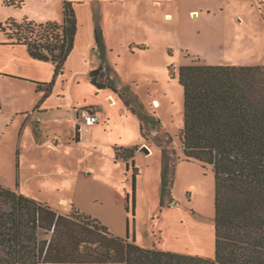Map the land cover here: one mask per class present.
<instances>
[{
    "label": "rangeland",
    "instance_id": "rangeland-1",
    "mask_svg": "<svg viewBox=\"0 0 264 264\" xmlns=\"http://www.w3.org/2000/svg\"><path fill=\"white\" fill-rule=\"evenodd\" d=\"M65 1L75 0H25L22 7L8 6L0 0V39L6 38L1 24L10 19L22 22L28 18L45 23L48 18L60 16L59 23H64ZM92 2L105 15L109 39L111 70L105 74L104 83L115 86L119 92L123 82V90H129L128 97L148 116L144 129L149 141L143 147L150 153L140 149L135 156L140 175L135 211L133 208L129 211L131 235L135 234L138 244L148 248L213 257L216 176L212 165L188 159L184 154L180 131L185 125V95L179 73L181 66L196 61L213 65H264V0ZM145 45L147 48L141 49ZM98 58L99 63L101 59L104 61L101 56ZM82 87L83 96H77L78 101L88 104L97 101L89 82H83ZM105 104L110 106L108 101ZM120 106L125 107L123 98L116 107ZM79 122L84 124L83 120ZM50 124L43 133L33 131L29 136L32 141L49 135L53 147L48 149L35 148L33 144L30 147L24 142L21 152L19 134L14 143L9 135L0 132V183L14 190L20 187L22 194L57 208L62 207L60 198L68 196L72 200L68 214L77 210L73 206L76 204L85 213L102 216L115 234L123 235L128 216L123 203L125 187L132 192L133 172L127 171L112 145V141L119 139L117 126L108 132L86 135V143L78 144L70 121ZM55 130L62 138L60 146L53 141ZM169 135L173 141L166 147L170 152L174 150L172 158L177 170L172 195L162 207V150L154 138L166 143ZM70 137L74 139L72 146L68 143ZM113 183L117 185L114 190L104 187ZM118 183L121 188L116 189ZM196 229L202 240L195 236Z\"/></svg>",
    "mask_w": 264,
    "mask_h": 264
},
{
    "label": "trees",
    "instance_id": "trees-1",
    "mask_svg": "<svg viewBox=\"0 0 264 264\" xmlns=\"http://www.w3.org/2000/svg\"><path fill=\"white\" fill-rule=\"evenodd\" d=\"M22 7L25 0H4ZM64 23H38L10 19L1 29L16 43L29 46L31 54L55 63L54 79L44 85L47 93L64 72L78 32L76 10L64 3ZM12 25L7 28V25ZM98 43L102 31L96 29ZM144 47V46H142ZM103 66L91 73L98 81ZM185 95V125L181 145L188 159L214 167L216 176L213 257L148 248L131 236L115 235L100 219L77 208L72 214L58 213L49 204L5 187L0 183V264H264V65H213L196 61L180 68ZM43 85V84H41ZM120 92L128 108L139 115L144 137L148 117L134 101ZM76 139H80L77 129ZM162 150L161 206L172 195L177 164L166 144ZM137 147L118 150L132 169L133 190L127 193V211H135L138 167ZM131 201L133 205L131 207Z\"/></svg>",
    "mask_w": 264,
    "mask_h": 264
},
{
    "label": "crops",
    "instance_id": "crops-1",
    "mask_svg": "<svg viewBox=\"0 0 264 264\" xmlns=\"http://www.w3.org/2000/svg\"><path fill=\"white\" fill-rule=\"evenodd\" d=\"M73 4L78 19V32L74 47L66 60L64 72L56 77L55 83L48 93L46 91L47 86L44 84L54 79L55 63L51 60L46 61L35 58L31 54L28 45L14 42L6 33V38L0 39V132L2 134L5 133L4 135H9L11 139H14V143L16 141L15 137L19 134L18 146L22 152L24 142H27V146L31 147L34 145L35 148L40 149L53 147L49 140V135L42 136L40 140H36L33 137V142L29 137L33 131L43 133L45 129L50 128L51 122L70 121L76 132L79 128L80 139L77 140L75 135V140L78 144L86 143V135H97V132L102 130L108 132V130H113L117 126L119 139L118 141H112L116 152L123 148L135 146L137 147L136 152L140 149L142 151L143 146L149 140L142 133L139 115L132 112L124 100L125 107H116L120 102L122 103L120 92L125 89L123 82L121 83L122 89L116 92L107 87L99 89L98 85L92 80L91 73L98 67H104L98 76V81L102 83H104L105 74L111 70L109 39L104 26L105 15L100 12L97 3L94 4L92 0H75ZM48 21L59 23L61 18L60 16L52 19L48 18ZM97 28L102 31L101 43H98L96 38ZM146 48V45L141 47V49ZM99 56L104 59V61L100 60L102 61L101 63L98 62ZM83 82H89L93 86L90 91L91 94L97 96V101L88 104L77 100V96H83ZM105 101H108L110 106H106ZM138 106L140 108L142 104L140 103ZM84 108L93 109L100 117V122L91 126L85 123L80 124L79 121L82 120L81 111ZM140 111L144 112L143 110ZM10 126L14 127L11 129ZM9 131L10 134L8 133ZM58 132L55 130L52 137L55 144L60 146L62 138ZM25 136H27L28 141H25ZM73 140L72 137L69 138V145H74ZM117 156L124 161L127 167V161L121 155L117 154ZM130 170L127 167V171ZM118 184L120 185L116 189L121 188V183ZM113 186L116 187L117 185L114 183L110 185L104 184V187L108 190H114ZM20 189L19 187L16 191L21 193ZM125 190L129 193L127 186ZM59 202L62 207H51L58 213L69 215L68 211L70 210L68 208L71 207V198L64 196L60 198ZM123 203H125L126 207V197ZM73 206L81 210V207L76 204H73ZM126 212L128 216H126L125 221V233L118 235L122 237L127 235L128 218H130L127 208ZM96 218L103 220L100 215ZM102 222L105 224L104 221Z\"/></svg>",
    "mask_w": 264,
    "mask_h": 264
},
{
    "label": "built area",
    "instance_id": "built-area-1",
    "mask_svg": "<svg viewBox=\"0 0 264 264\" xmlns=\"http://www.w3.org/2000/svg\"><path fill=\"white\" fill-rule=\"evenodd\" d=\"M81 118L85 124L91 126L100 122V117L98 114L91 108H84L81 111Z\"/></svg>",
    "mask_w": 264,
    "mask_h": 264
},
{
    "label": "bare ground",
    "instance_id": "bare-ground-1",
    "mask_svg": "<svg viewBox=\"0 0 264 264\" xmlns=\"http://www.w3.org/2000/svg\"><path fill=\"white\" fill-rule=\"evenodd\" d=\"M156 103H157V105H159V104H160V102H159L158 100L156 101ZM192 227H193V226H192ZM190 231H191V230H190ZM197 231H199V230H198V229H196L194 232H197ZM194 232H193V231H191V237H193V236H194V235H193V234H194ZM181 235H182V234H181ZM196 235L198 236V238H199V239H201V240L203 239V238H202V234H199V232L195 233V236H196ZM181 237H182V236H181Z\"/></svg>",
    "mask_w": 264,
    "mask_h": 264
},
{
    "label": "water",
    "instance_id": "water-1",
    "mask_svg": "<svg viewBox=\"0 0 264 264\" xmlns=\"http://www.w3.org/2000/svg\"><path fill=\"white\" fill-rule=\"evenodd\" d=\"M143 150L146 151L147 153L150 152V150L147 147H143Z\"/></svg>",
    "mask_w": 264,
    "mask_h": 264
}]
</instances>
